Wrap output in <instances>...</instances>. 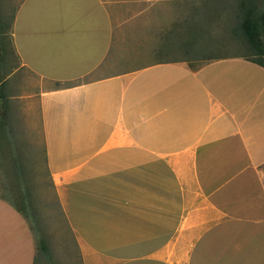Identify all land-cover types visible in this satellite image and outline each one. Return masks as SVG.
Segmentation results:
<instances>
[{"label": "crops", "instance_id": "0c3cea01", "mask_svg": "<svg viewBox=\"0 0 264 264\" xmlns=\"http://www.w3.org/2000/svg\"><path fill=\"white\" fill-rule=\"evenodd\" d=\"M187 2L15 9L13 50L42 84L45 165L82 264H264V68L155 59ZM36 254L0 197V264Z\"/></svg>", "mask_w": 264, "mask_h": 264}, {"label": "rangeland", "instance_id": "374dc122", "mask_svg": "<svg viewBox=\"0 0 264 264\" xmlns=\"http://www.w3.org/2000/svg\"><path fill=\"white\" fill-rule=\"evenodd\" d=\"M20 1L0 0V197L14 202L38 223L50 255L40 256L37 264H82L46 170L38 105L42 84L13 50L9 29ZM187 1V13L173 17L161 33L155 59H260L236 30L235 0L217 7L208 0ZM253 4L257 14L264 10L262 0ZM259 44L264 49L262 34Z\"/></svg>", "mask_w": 264, "mask_h": 264}, {"label": "trees", "instance_id": "16d2710c", "mask_svg": "<svg viewBox=\"0 0 264 264\" xmlns=\"http://www.w3.org/2000/svg\"><path fill=\"white\" fill-rule=\"evenodd\" d=\"M229 1L230 0H208L206 3H212V4L216 3V7H217V5L223 6ZM253 2L254 0H235V4H236V13H235L236 18L235 19H238L236 30L242 34V36L245 38L247 43L255 49L258 56L260 57L259 60H256V59L254 60L250 59V60L254 62L255 64L264 68V60H263L264 59V49H262L259 44L261 34L264 36V10L260 14H257L258 12L256 11V8ZM262 2L264 6V0H262ZM0 21H1V17H0ZM0 35H1V28H0ZM50 184H51L52 191L54 192V188H53V184L51 180H50ZM1 198H4V197H1ZM4 199L11 202L12 205L15 208H17L29 221V224L33 231V235H34L35 243H36V249H37L35 264H37L40 256L49 258L50 254L48 250V242L46 238L44 237V235L42 234V231L40 230V227L38 223L36 222V220L33 219L29 214H27V212H25L24 209L17 206L11 200L7 198H4ZM23 199H25L24 195H23ZM24 206L26 207V204Z\"/></svg>", "mask_w": 264, "mask_h": 264}]
</instances>
